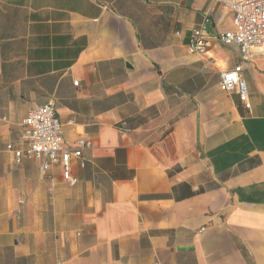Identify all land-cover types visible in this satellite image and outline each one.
Returning a JSON list of instances; mask_svg holds the SVG:
<instances>
[{"label":"crops","instance_id":"obj_1","mask_svg":"<svg viewBox=\"0 0 264 264\" xmlns=\"http://www.w3.org/2000/svg\"><path fill=\"white\" fill-rule=\"evenodd\" d=\"M233 29L212 0H0V264H264V56L246 110ZM48 104L91 142L73 187L6 150Z\"/></svg>","mask_w":264,"mask_h":264},{"label":"built area","instance_id":"obj_2","mask_svg":"<svg viewBox=\"0 0 264 264\" xmlns=\"http://www.w3.org/2000/svg\"><path fill=\"white\" fill-rule=\"evenodd\" d=\"M231 15L234 29L218 34L215 39L223 46L234 47L240 61L219 75L221 92L235 93L246 110L250 102L243 70L254 56H264V0H212ZM209 46V37L203 29H195L187 43L189 54L203 56ZM77 86V82H73ZM20 145L8 144L6 150L12 153L14 161L22 159L38 162V174L49 177L51 167H59L62 179L69 187L77 184L71 173L72 161L84 167L83 153L91 148V142L79 138L71 146L63 139L62 124L52 104L30 110L20 123Z\"/></svg>","mask_w":264,"mask_h":264}]
</instances>
